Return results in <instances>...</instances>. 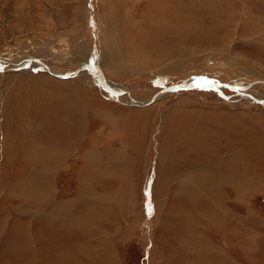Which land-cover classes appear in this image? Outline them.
Wrapping results in <instances>:
<instances>
[{
  "label": "rangeland",
  "instance_id": "obj_1",
  "mask_svg": "<svg viewBox=\"0 0 264 264\" xmlns=\"http://www.w3.org/2000/svg\"><path fill=\"white\" fill-rule=\"evenodd\" d=\"M170 1L0 0V264H264V0H183L177 53Z\"/></svg>",
  "mask_w": 264,
  "mask_h": 264
},
{
  "label": "bare ground",
  "instance_id": "obj_2",
  "mask_svg": "<svg viewBox=\"0 0 264 264\" xmlns=\"http://www.w3.org/2000/svg\"><path fill=\"white\" fill-rule=\"evenodd\" d=\"M134 1H136L137 2V0H134ZM143 1V3H145L146 4V1L147 2H150L151 3V1L152 0H142ZM159 2L158 3H161V4H165V3H167L169 0H158ZM182 1L183 0H172V1H170V2H172V6L171 7H169L168 5L167 6H165V8L162 10V11H158L159 12V15L160 14H163V15H167L168 13H171L172 15H173V22L172 23H170V24H167V26L168 27H170L171 29L172 28H174V30H176L175 31V33L178 35V40L177 41H174V42H172V43H169V42H167V43H165V44H163V45H167L168 47H170V53L172 52V53H177V52H179V45H182V42H183V39H185V36H183L182 34H181V32H183V33H185V34H187V31L188 32H190V30L191 29H189L188 28V26H185V25H183V26H179V24H181V23H179V21H180V19L182 18V15H184L183 14V12L181 13V3H182ZM173 2L175 3V4H173ZM112 3H114L113 1H112ZM149 4V3H148ZM160 9V8H159ZM171 9H174V11H171ZM149 11V10H148ZM170 11V12H169ZM150 12V11H149ZM115 13H116V11H115ZM106 14V13H105ZM246 16L247 17H249V14H248V12H246ZM106 17H108V19L106 20V22H107V26H106V28L109 30V31H114V25H113V22H111L110 21V14H107L106 15ZM163 17V16H162ZM236 17V16H235ZM175 18H178V20H177V22H175ZM162 19V18H161ZM110 21V22H109ZM164 21H165V19H164ZM165 25V24H164ZM141 29V28H140ZM139 31V30H138ZM142 31H143V29H142ZM191 33V32H190ZM111 36H112V34H111ZM101 37H103V31L101 30ZM111 40V39H110ZM114 40V39H113ZM132 42V41H131ZM130 43V42H129ZM108 44V43H107ZM131 45V44H130ZM103 46H105V45H103ZM127 46V45H126ZM107 47V46H106ZM105 48V47H104ZM107 49V48H106ZM112 49V51L109 53V54H107L108 55V59H111V56L113 57V58H116V57H119L120 55L118 54V52L115 50V49H113V48H111ZM139 49H141V50H145V48H143L141 45H139ZM108 50V49H107ZM106 50V51H107ZM109 52V51H108ZM190 53V52H189ZM107 55H106V57H107ZM140 54L139 53H130V51H128V53H127V56L128 57H130V58H132V59H137L138 57L139 58H141L140 60H142V61H145L146 60V58H145V56L144 55H141V56H139ZM171 56V55H170ZM174 56V55H173ZM191 56V55H190ZM187 57H188V55H187ZM120 58V57H119ZM107 59V60H108ZM189 59V58H188ZM32 61H35L36 62V60L34 59V58H32L31 57V63H32ZM109 61V60H108ZM13 64H15V63H13ZM115 64V63H114ZM21 65H23V62H19L18 64H17V66H16V70L18 69L19 70V67L21 66ZM110 65V64H109ZM41 66V65H40ZM97 66V65H96ZM111 66V65H110ZM11 67H12V65H11ZM21 67H26V66H21ZM114 67V66H113ZM0 68L2 69V70H5L6 69V67L5 66H0ZM45 68V67H44ZM124 69V68H123ZM44 70V69H43ZM116 70V69H115ZM75 74V73H74ZM76 76H77V78H81V77H83V79H87L86 78V76H84L83 75V73L82 72H77L76 74H75ZM101 84L102 85H104L105 87H107V88H109V90L110 91H112V89L111 88H113V85L112 84H110V83H108L107 81H104V79L103 78H101ZM185 83V82H184ZM206 83H208L209 85H215V84H217L216 82H214V83H212V82H207L206 81ZM219 84V83H218ZM217 84V85H218ZM193 85H195V84H193ZM251 85V84H250ZM111 86V87H110ZM253 86V85H252ZM253 87H255V86H253ZM115 89V88H114ZM118 91H120V89L118 90ZM167 92H168V90H166ZM165 91V92H166ZM115 92H117V91H115ZM160 94H162V93H159L158 95H160ZM165 94V93H164ZM157 96V95H156ZM128 97V96H127ZM155 97H153V99H154ZM128 102H130V104H133V105H139L140 103L139 102H137L135 99H133V101H128ZM142 105H144L143 103H141ZM55 106H57V107H59L57 104L55 105ZM55 106H49V107H47L46 109H45V111L41 114V118H37L38 120V122H41V124H42V122H44V123H48V122H50L51 120H53V122L51 123V124H49V125H54L55 126V124H56V127L57 128H61V131H63V127L64 128H68L70 125L71 126H74V128H76L77 126V123H75L74 124V122H73V118H72V115H73V111H70L69 112V114H68V116H66V118L65 117H63V116H60L59 114H57V113H54V108H55ZM61 113V112H60ZM79 115V114H78ZM47 117H49V118H47ZM74 117V116H73ZM72 118V119H71ZM22 120V119H21ZM79 120H81V119H79ZM81 123V122H80ZM41 124H40V126H41ZM17 125V124H16ZM15 125V126H16ZM34 125H35V123H34ZM80 125V124H79ZM38 126V125H37ZM36 126V127H37ZM39 126V127H40ZM46 126H47V124H46ZM17 127V126H16ZM35 127V128H36ZM80 126H78L77 128H79ZM44 128V127H43ZM55 128V127H54ZM18 129V128H17ZM16 129V130H17ZM41 129V128H40ZM15 130V129H14ZM14 130H12L13 132H15ZM42 130V129H41ZM40 130V131H41ZM44 131V130H43ZM17 132V131H16ZM45 134V133H44ZM56 134V133H55ZM48 136H49V134H48ZM56 137V136H55ZM57 137H58V135H57ZM52 139V141H53V137L51 138ZM44 140V139H43ZM56 140H57V138H56ZM10 141V140H9ZM34 141V140H33ZM41 141V140H40ZM40 141H38L39 143H41ZM45 141H46V139H45ZM51 141V140H50ZM46 142H48V141H46ZM54 142H55V140H54ZM37 143V142H36ZM45 143V142H44ZM49 143V142H48ZM38 144V143H37ZM51 144V143H50ZM42 145L43 146H45V147H42V146H38V148L39 149H41V150H44V151H46V152H44L43 151V154L42 155H40V156H37L35 153L34 154H32L33 155V160H35L36 161V158H39L38 160L40 161V159H43V160H45L46 158L50 161V162H55V163H53V164H55V166L56 167H58V165H60L61 166V164H59L60 163V161H61V157H69L70 156V153H71V147L69 146V145H66L65 147H62L61 145L60 146H54V144L51 146V145H48V144H43L42 143ZM35 146V145H34ZM47 147V148H46ZM49 147V148H48ZM67 161V160H66ZM44 163V162H43ZM42 162H41V164H43ZM68 163V162H67ZM237 163H238V159L236 158V157H234L233 158V160L231 161V163H230V165H232V169H228V167L227 166H225L224 167V169H221V170H219L218 172H214L213 173V179H218L219 177H224V176H228V175H235V174H237V173H239L240 171H239V167L237 166ZM45 164V163H44ZM42 166V165H41ZM40 166V167H41ZM65 169V168H64ZM43 170V169H42ZM41 170V171H42ZM218 170V169H217ZM229 170V171H228ZM45 171V170H44ZM43 171V172H44ZM42 173V172H41ZM217 175H219V176H217ZM43 176V174H41V177ZM211 176V179H212V174L210 175ZM197 180V179H196ZM238 185H239V189H241V190H244V192L246 193L247 192V190L248 189H251V187L253 186V188L256 186L257 187V185H250V184H248V183H246V181H245V179H243L242 181H240L239 183H238ZM189 187V186H188ZM187 186H185L184 187V190L188 193V194H190L191 196L192 195H194V193L191 191V192H189L188 190H189V188H188ZM255 187V188H256ZM245 188V189H244ZM259 188V187H258ZM191 190V189H190ZM233 193H236V195H239V193H237V192H235V191H233ZM242 197H244V195L242 194ZM62 209V208H61ZM52 217V216H51ZM61 217V216H60ZM67 217H68V215H67ZM66 217V221L68 220V218ZM64 218V217H63ZM64 226V225H63ZM243 227V226H242ZM85 229V234L84 235H82V237H84V236H86V237H89L90 235H91V233H88V229L89 228H84ZM90 232V231H89ZM91 237V236H90ZM77 245V244H76ZM16 247V246H15ZM78 248H80V249H83L84 248V246H83V244L81 245H79V246H77ZM88 248V247H87ZM89 249V248H88ZM48 252H49V250H47ZM83 251V250H82ZM81 251V252H82ZM84 252H86V253H90L89 251H87L85 248H84ZM67 253V252H66ZM224 253V252H223ZM51 254V253H50ZM61 254H63V252L62 251H59L57 254L56 253H54V254H52L51 255V257L50 256H48L49 258V261L51 260V261H53V262H56L57 264H59L60 262H61V260L62 259H59L60 258V256H61ZM84 254V253H83ZM34 255V254H33ZM36 255V254H35ZM91 255V254H90ZM37 256V255H36ZM35 256V257H36ZM88 256H89V254H88ZM73 258V257H72ZM38 259V258H37ZM36 260V259H35ZM72 260V259H71ZM39 261V260H38ZM69 262H70V260H69ZM62 263V262H61ZM64 263V262H63Z\"/></svg>",
  "mask_w": 264,
  "mask_h": 264
},
{
  "label": "crops",
  "instance_id": "obj_3",
  "mask_svg": "<svg viewBox=\"0 0 264 264\" xmlns=\"http://www.w3.org/2000/svg\"><path fill=\"white\" fill-rule=\"evenodd\" d=\"M111 145H112L111 147L113 149L109 153L108 161L111 160L110 164L117 166L116 169L118 168V171H121V172H122V170L125 171L124 168L122 167V165L119 166L120 163L126 162L125 157H124V154H125L124 151H121L120 148L115 147V144H113V143ZM96 158L99 159L98 154H97ZM102 158H104V157H102ZM108 161H107V163H108ZM104 162H105V160H104ZM108 170L111 171V168H109ZM112 170L115 171V168L112 167Z\"/></svg>",
  "mask_w": 264,
  "mask_h": 264
},
{
  "label": "water",
  "instance_id": "obj_4",
  "mask_svg": "<svg viewBox=\"0 0 264 264\" xmlns=\"http://www.w3.org/2000/svg\"><path fill=\"white\" fill-rule=\"evenodd\" d=\"M90 64V63H89ZM72 73V72H71ZM70 72H65V73H61V74H55V76H60V77H64L66 75H69ZM54 75V74H53ZM184 85H192L191 83L189 82H186L184 83L183 81H180V82H177V83H172L170 85H168L165 89H176V88H179V87H182ZM113 93V92H112ZM152 99V97L150 98V100Z\"/></svg>",
  "mask_w": 264,
  "mask_h": 264
}]
</instances>
